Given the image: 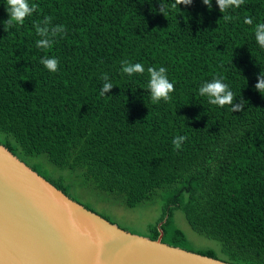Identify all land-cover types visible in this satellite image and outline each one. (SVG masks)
I'll use <instances>...</instances> for the list:
<instances>
[{"label": "trees", "instance_id": "16d2710c", "mask_svg": "<svg viewBox=\"0 0 264 264\" xmlns=\"http://www.w3.org/2000/svg\"><path fill=\"white\" fill-rule=\"evenodd\" d=\"M29 3L38 10L5 31L9 14L0 0V144L22 161L20 154L45 153L125 207L159 199L150 239L160 223L168 245L232 264H264V94L255 88L264 72L255 36L264 0H244L226 13L217 0L211 9L193 0L167 16L160 0ZM36 24L49 35L38 36ZM58 25L65 31L52 35ZM39 39L52 47L41 49ZM44 57L56 58L58 71H48ZM122 61L145 71L129 76ZM149 67L167 70L175 87L169 101H152ZM214 78L229 86L234 103H244L242 111L199 95ZM177 136L186 137L179 149ZM30 167L70 197L60 180ZM175 209L192 230L217 240L219 253L192 248L174 223Z\"/></svg>", "mask_w": 264, "mask_h": 264}, {"label": "water", "instance_id": "95a60500", "mask_svg": "<svg viewBox=\"0 0 264 264\" xmlns=\"http://www.w3.org/2000/svg\"><path fill=\"white\" fill-rule=\"evenodd\" d=\"M132 233L0 144V264H232Z\"/></svg>", "mask_w": 264, "mask_h": 264}, {"label": "clouds", "instance_id": "9594fccd", "mask_svg": "<svg viewBox=\"0 0 264 264\" xmlns=\"http://www.w3.org/2000/svg\"><path fill=\"white\" fill-rule=\"evenodd\" d=\"M203 4L207 5L209 9L212 8V0H202ZM193 0H174L173 3L166 4L164 0H160L159 11L167 16L169 10H174L178 5H190ZM219 9L222 13H226L230 8H239L244 4V0H217ZM38 10V5L30 4L29 0H6V11L9 14V18L3 21L4 30L15 28L18 25H23L28 17H31L33 13ZM225 21L231 20L228 15H223ZM51 21V17H45L43 23L48 24ZM245 23L251 25L253 23L250 17L245 18ZM36 33L40 37H46L49 35L47 27H41L40 24L35 25ZM63 25H58L52 29V35L57 32H64ZM256 40L258 44L264 48V23L256 25L255 31ZM36 45L41 49H49L52 47L53 42L50 39H39L36 41ZM45 68L50 72L58 71L59 61L56 58L44 57L40 61ZM124 65L122 71L129 76L133 74H143L145 71L144 66L141 63H130L128 61H122ZM150 75L149 89L151 93V99L154 103H159L161 100L167 102L171 99V93L175 91L174 84L169 81L166 69L160 67L157 71L154 67L147 69ZM104 79H107L105 74ZM112 87V83H105L100 94L104 95L108 89ZM256 90L261 94H264V72H261L259 82L255 85ZM200 96L208 97V102L213 105H218L223 108L226 105L231 106L233 111H242L244 109V103L241 101L239 104L234 103L236 96L229 89L226 83L222 82L221 78H214L211 82H205L199 89ZM186 140L185 136H177L173 139V144L177 149L181 147L182 142Z\"/></svg>", "mask_w": 264, "mask_h": 264}, {"label": "rangeland", "instance_id": "374dc122", "mask_svg": "<svg viewBox=\"0 0 264 264\" xmlns=\"http://www.w3.org/2000/svg\"><path fill=\"white\" fill-rule=\"evenodd\" d=\"M2 136V133H0ZM27 165L50 179L60 180L67 188V193L80 204L89 206L96 213L106 217L119 227L139 235H148V225L155 223L160 214V201L155 198L149 202H140L133 207H125L117 196L83 185L78 170L59 167L50 162L45 153L22 155ZM174 223L183 231L192 248H212L219 253L217 240L206 237L190 228L180 210H173Z\"/></svg>", "mask_w": 264, "mask_h": 264}]
</instances>
